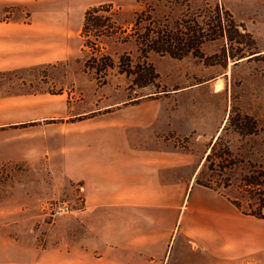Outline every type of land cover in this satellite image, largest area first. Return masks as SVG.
Returning <instances> with one entry per match:
<instances>
[{
    "label": "rangeland",
    "instance_id": "1",
    "mask_svg": "<svg viewBox=\"0 0 264 264\" xmlns=\"http://www.w3.org/2000/svg\"><path fill=\"white\" fill-rule=\"evenodd\" d=\"M103 3L122 9L123 20L147 12L160 24L167 21L171 33L199 24L206 35L198 53L197 40L186 38L181 58L149 54L156 86L138 87L117 68L98 83L85 67L90 55L107 53L118 62V54L133 49L102 44L92 54L83 47L84 13ZM217 16L227 31L208 39ZM127 30L133 32L131 24ZM130 54L136 65L138 58ZM147 94L154 95L140 104ZM161 107L201 122L207 132L231 108L264 115V0H0V264H164L170 232L162 214H149L148 239L138 246L143 250L128 254L130 262L120 261L109 246V223L116 215L90 213L82 184L66 171L80 139L112 141L115 134H101L99 127L123 124L126 117L111 111L135 115ZM189 137L188 144L187 137L176 141L182 153L199 160L209 138ZM62 202L68 210L59 214ZM243 217L229 225L228 250L205 254L198 264H264V218ZM153 218L159 220L156 227ZM115 226L113 231L123 228Z\"/></svg>",
    "mask_w": 264,
    "mask_h": 264
},
{
    "label": "crops",
    "instance_id": "2",
    "mask_svg": "<svg viewBox=\"0 0 264 264\" xmlns=\"http://www.w3.org/2000/svg\"><path fill=\"white\" fill-rule=\"evenodd\" d=\"M206 82L194 86L201 87ZM153 95L147 94L138 100L146 104ZM159 99L161 97L156 100ZM110 113L126 117L123 124L99 127L101 134L106 131L115 134L112 141L106 145L104 137L99 143L97 139L95 142L87 137V141L80 139L75 157L66 165L69 178L82 184L89 212L109 214L110 218L116 215L109 223L110 254L115 252L120 261L130 262L128 254L143 250L138 246H142L143 238L148 239L144 233L150 224L149 214H162L161 222L165 220V229L170 232L164 264H198L205 254L227 251L229 225L242 223L244 217L219 193L195 183L208 154L206 151L210 150L226 119L223 118L214 131L207 132L200 129L201 122L190 123L187 117L182 119L178 113L162 107L155 111L141 110L135 115L131 110L120 109ZM194 129L196 132L192 131ZM190 133L196 135V139L209 138L199 160L192 161L190 154L182 153L176 141L187 137L188 144L192 139ZM129 214L139 216L130 220ZM158 221L152 219L155 227ZM114 225L115 228L123 225V228L113 231ZM177 239L180 242L176 245ZM214 239L217 242H213Z\"/></svg>",
    "mask_w": 264,
    "mask_h": 264
},
{
    "label": "trees",
    "instance_id": "3",
    "mask_svg": "<svg viewBox=\"0 0 264 264\" xmlns=\"http://www.w3.org/2000/svg\"><path fill=\"white\" fill-rule=\"evenodd\" d=\"M113 7L111 3H103L85 11L81 27L82 45L89 48L92 54L100 52L102 44H110L114 48L131 45L133 49L118 54V62L107 53L90 55L85 67L98 83H106L110 70L117 68L118 74L132 78L138 87L156 86L152 79L157 74L149 62V54L154 52L181 58L185 53L180 44L186 38L197 40L195 52L198 53V46L206 35L204 27L199 24L193 30L171 33L167 21L166 25L160 24L147 12L133 14L131 19L123 20L122 9L115 10ZM130 24L133 32L128 33L127 26ZM212 24L214 28L210 29L212 34L206 37L208 39L227 31L219 16L212 20ZM136 26L139 28L136 29ZM131 52L138 58L136 65L131 64ZM233 133L235 139L231 137ZM209 148L195 183L219 193L241 215L264 218V115L238 112L231 108L224 126Z\"/></svg>",
    "mask_w": 264,
    "mask_h": 264
},
{
    "label": "built area",
    "instance_id": "4",
    "mask_svg": "<svg viewBox=\"0 0 264 264\" xmlns=\"http://www.w3.org/2000/svg\"><path fill=\"white\" fill-rule=\"evenodd\" d=\"M68 210V206L66 205V203L65 202H62L58 207H57V213H59V214H62V213H64L65 211H67Z\"/></svg>",
    "mask_w": 264,
    "mask_h": 264
},
{
    "label": "bare ground",
    "instance_id": "5",
    "mask_svg": "<svg viewBox=\"0 0 264 264\" xmlns=\"http://www.w3.org/2000/svg\"><path fill=\"white\" fill-rule=\"evenodd\" d=\"M218 89H221V86L220 85H217V89L216 90H218ZM207 153H208V151H207Z\"/></svg>",
    "mask_w": 264,
    "mask_h": 264
}]
</instances>
